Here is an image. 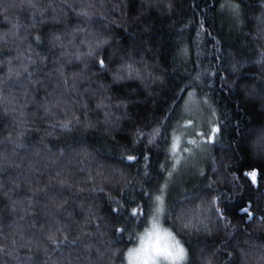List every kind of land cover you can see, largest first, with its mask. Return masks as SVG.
Here are the masks:
<instances>
[{
  "label": "trees",
  "instance_id": "16d2710c",
  "mask_svg": "<svg viewBox=\"0 0 264 264\" xmlns=\"http://www.w3.org/2000/svg\"><path fill=\"white\" fill-rule=\"evenodd\" d=\"M157 198L264 264V0H0V264H124Z\"/></svg>",
  "mask_w": 264,
  "mask_h": 264
},
{
  "label": "clouds",
  "instance_id": "9594fccd",
  "mask_svg": "<svg viewBox=\"0 0 264 264\" xmlns=\"http://www.w3.org/2000/svg\"><path fill=\"white\" fill-rule=\"evenodd\" d=\"M131 240L124 250V264H185L187 259L182 244L165 223L164 207L158 198L147 221Z\"/></svg>",
  "mask_w": 264,
  "mask_h": 264
},
{
  "label": "snow or ice",
  "instance_id": "6c2138e0",
  "mask_svg": "<svg viewBox=\"0 0 264 264\" xmlns=\"http://www.w3.org/2000/svg\"><path fill=\"white\" fill-rule=\"evenodd\" d=\"M235 11H238V9H234ZM101 65L103 66V61H101ZM130 159H132V157H130ZM252 177H253V179L255 178V175H256V173L255 172H253L252 174ZM159 199V198H158Z\"/></svg>",
  "mask_w": 264,
  "mask_h": 264
}]
</instances>
